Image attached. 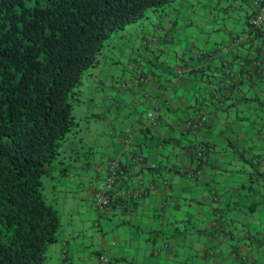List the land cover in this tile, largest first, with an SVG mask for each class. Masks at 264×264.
Returning <instances> with one entry per match:
<instances>
[{
  "label": "crops",
  "instance_id": "obj_1",
  "mask_svg": "<svg viewBox=\"0 0 264 264\" xmlns=\"http://www.w3.org/2000/svg\"><path fill=\"white\" fill-rule=\"evenodd\" d=\"M206 1L210 0H172L150 20L138 22L148 27L131 31L134 37H143L136 50L128 41V72L121 78L95 77L99 60L82 75L78 88L84 92L95 79L93 87L100 96L95 95L98 100L88 108L84 102L93 99L81 92L72 102L78 115H72L74 125L58 148L56 157L64 171L51 187L61 192L67 190V183L76 189L82 186L83 198L91 202L92 191L105 175V162L118 158L116 190H128V200L122 196L112 201H125L120 205L115 202L104 212L95 209L100 247L91 255L99 256L105 249L114 260L122 259L127 247V264H189L195 252L194 234L208 218L215 191L222 187L216 179L227 156L217 145L242 140L239 134L230 135L231 123L245 109L250 114L257 107L245 99L227 107L228 101L264 96V83L254 74L255 67H261L257 62L261 55H256V50L262 52L260 44L254 43L257 49L249 51L245 44L230 43L234 34L246 33L245 18L253 11L254 0H211L214 5L224 3L219 10L226 15L220 26L209 25L216 20L212 13L216 8ZM185 4L190 9L183 13ZM147 34L149 39L144 37ZM239 67H249L252 76H241ZM232 83L239 85L232 88ZM201 99L207 124L186 133L180 124L188 116L187 108ZM155 109L158 114L150 120L147 113ZM90 131L96 133L95 145L90 144ZM198 142L207 144L199 167L197 156L191 155ZM101 223L112 225V238L105 237ZM122 225L128 226V238L118 229ZM66 244L63 240L61 260L71 264L66 260Z\"/></svg>",
  "mask_w": 264,
  "mask_h": 264
},
{
  "label": "trees",
  "instance_id": "obj_2",
  "mask_svg": "<svg viewBox=\"0 0 264 264\" xmlns=\"http://www.w3.org/2000/svg\"><path fill=\"white\" fill-rule=\"evenodd\" d=\"M171 1L0 0V264L45 261L47 245L58 240L60 220L51 199L44 197L42 179L50 178L54 168L63 170L56 155L74 125L72 102L82 75L96 63L111 33ZM252 13L245 18L246 33L232 38L245 35L236 46L245 44L249 51L260 44L261 67L253 70L255 80L264 83V22L252 26ZM238 69L241 76H252L249 67ZM243 99L255 100L260 108L264 102L263 94H254L233 97L227 107ZM203 102L188 106L180 124L186 133L206 126ZM196 147L191 155L199 167L207 144Z\"/></svg>",
  "mask_w": 264,
  "mask_h": 264
},
{
  "label": "rangeland",
  "instance_id": "obj_3",
  "mask_svg": "<svg viewBox=\"0 0 264 264\" xmlns=\"http://www.w3.org/2000/svg\"><path fill=\"white\" fill-rule=\"evenodd\" d=\"M211 2V0L206 1L208 7L216 8L212 12L216 14V20L211 19L209 25L220 26L224 23L222 17L226 15L219 10L224 6V3L214 5ZM193 6L199 7L198 3H193ZM189 9V4H185L182 12L186 13ZM154 15L155 12L147 9L143 17L114 31L104 40L98 55L99 61L96 67L98 70H95V77L104 76L105 79L110 80V76L121 78L123 72L125 74L128 72L126 70V63L130 58L128 41L130 47L132 49L135 47L136 50L139 39L143 37L141 35L134 37L131 31L137 27L147 28L148 23H146L147 25L137 23L150 20ZM233 29L236 31L239 27L234 26ZM144 37L150 38L148 34ZM85 78L87 77L85 76ZM94 81L95 79L88 83V88L84 92L83 89H78L81 96L86 95L93 99L86 100L84 108H88L90 103L97 101V95L100 96L93 87L96 84L93 83ZM99 87L100 85H97V91ZM252 102L251 105L256 106L255 100ZM261 103V108L260 105L257 108H252L251 115L247 114L249 109H245V112L243 111L245 114L239 115L237 121L231 123L232 134L230 135L237 138V134H239L243 137L242 140L236 139L229 145L224 141L217 145V148L220 150L222 148L227 156V159L222 163L225 169L216 179L222 187H220V192L215 191L214 197L210 201L212 209L208 218L204 219L197 227L199 230H196L198 232L194 234V240L197 241L194 244L195 252H192L193 256L189 264H264V102ZM77 111V107L74 106L72 115L75 118L78 115ZM235 116L233 113L231 119ZM88 134L92 138L90 144L95 145L93 141L97 137L96 133L90 131ZM54 164L56 165L55 161L52 162V165ZM57 164L58 167L63 165L60 162ZM63 171L54 168L51 178L42 179L44 197L46 200L51 199L50 202L59 212L60 220L58 240L47 245L46 259L42 264H63L61 260L63 240L67 241L65 249L69 258L66 260L71 264H127V247L122 259L114 260L111 253L105 249L102 250V260L98 256L91 255L90 251L100 247L97 235L99 226L94 225L97 212L90 204L91 202L87 201V198H83L82 186H78L76 189L75 185L67 183V190L63 188L61 192L59 188L51 187V183L58 184V182L55 183V180L62 177ZM69 171L67 170V172ZM71 173L76 174V171ZM70 176H74L75 180H81L78 179V175ZM119 227V231L128 238V226ZM100 229L105 231V237L112 238L115 234L109 223H101Z\"/></svg>",
  "mask_w": 264,
  "mask_h": 264
},
{
  "label": "built area",
  "instance_id": "obj_4",
  "mask_svg": "<svg viewBox=\"0 0 264 264\" xmlns=\"http://www.w3.org/2000/svg\"><path fill=\"white\" fill-rule=\"evenodd\" d=\"M264 22V0H254V9L250 17V24L258 27ZM244 36H237L230 40V43L236 45L243 41ZM158 114V110L155 109L153 112H148L147 117L153 120ZM202 118V117H201ZM105 175L103 179L98 183V186L92 194V203L97 210L108 209L110 203L114 199L119 197H127L128 190H116V179L120 169V161L118 158H111L105 162ZM101 260L103 257H99Z\"/></svg>",
  "mask_w": 264,
  "mask_h": 264
}]
</instances>
